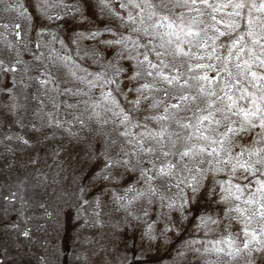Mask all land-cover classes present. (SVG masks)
I'll return each instance as SVG.
<instances>
[{
    "label": "snow or ice",
    "instance_id": "obj_1",
    "mask_svg": "<svg viewBox=\"0 0 264 264\" xmlns=\"http://www.w3.org/2000/svg\"><path fill=\"white\" fill-rule=\"evenodd\" d=\"M97 2L101 12L118 19L129 33L106 27L87 36L77 34L96 42L84 55L94 57L103 71L92 73L75 65L85 75L69 74L90 88L100 85V100L88 107L101 111H93L88 119L95 118L101 128L115 126V135L110 134L96 157L102 160L98 175L113 181L117 175L123 179L136 173L124 189L133 194L128 205L147 198L149 204L166 207L168 225L162 235L176 230L181 221L191 223L193 233L218 234L215 239L186 240L177 256L187 260L191 253L188 264H264V0H116L118 9L111 7L113 0ZM62 4L39 0L34 6L51 22L60 16L49 15L48 9ZM105 32L114 38L100 39ZM219 48L227 54L221 55ZM68 60L71 57L66 67ZM122 60L132 64L130 69ZM2 71L15 68H5L0 60ZM104 86L111 87L104 91ZM118 96L131 107L122 106ZM140 112L149 113L143 121L135 115ZM148 121L158 129L150 128ZM226 170L231 178L218 179ZM237 172L245 183L233 182L240 179ZM136 184L145 187L139 190ZM173 188L181 193L179 202L168 195ZM213 203L218 212L209 211ZM120 207L127 210L122 203ZM172 212L179 213L180 220H174ZM145 223L143 235L154 239L156 222ZM115 259L130 264L126 256L117 254ZM83 260L87 264V256Z\"/></svg>",
    "mask_w": 264,
    "mask_h": 264
},
{
    "label": "rangeland",
    "instance_id": "obj_2",
    "mask_svg": "<svg viewBox=\"0 0 264 264\" xmlns=\"http://www.w3.org/2000/svg\"><path fill=\"white\" fill-rule=\"evenodd\" d=\"M38 2L0 3V60L5 68H15L0 72V264H84L85 256L87 264H117V254L126 256L130 264H188L191 253L187 260L177 256V251L185 248L184 242L193 236L215 239L218 234L193 233V225L181 221L176 230L162 235L168 225L166 207L159 202L149 204L147 198L128 205L133 194L124 189L135 180L136 173H128L123 179L117 175L113 181L100 178L102 160L96 157L110 134L115 135V126L109 123L101 128L95 118L88 119L93 111H101L88 107L100 100V85L90 88L69 74L71 70L78 76L85 75L75 65L92 73L103 71L93 63L94 57L84 55L96 42L80 39L78 33L87 36L106 27L129 33L118 19L100 11L97 0H63L69 7L62 4L48 9L49 15L60 16L51 22L38 14L34 6ZM111 7L118 9L116 0ZM113 38L107 32L100 37ZM218 51L227 54L223 48ZM106 55L111 57L110 50ZM68 57L71 60L66 67ZM121 64L126 69L132 66L127 60ZM117 99L122 106L131 107L122 96ZM148 114L135 115L143 121ZM101 116L113 119L110 113L101 112ZM148 124L158 129L155 122ZM236 176L240 179L234 183H245L240 172ZM217 178H231V173L226 170ZM208 183L205 181L206 186ZM144 187L136 184L139 190ZM118 195L125 199L116 201ZM168 195L177 202L181 198L175 188ZM121 203L127 210L120 207ZM209 211L218 212L219 208L213 203ZM171 216L180 220L177 212ZM145 221L156 222L154 239L143 235ZM25 231L27 236L23 235Z\"/></svg>",
    "mask_w": 264,
    "mask_h": 264
}]
</instances>
